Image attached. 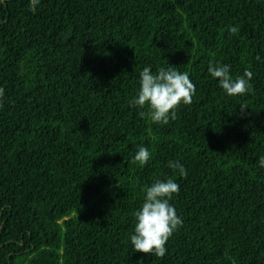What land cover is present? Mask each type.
Segmentation results:
<instances>
[{"label": "trees", "instance_id": "trees-1", "mask_svg": "<svg viewBox=\"0 0 264 264\" xmlns=\"http://www.w3.org/2000/svg\"><path fill=\"white\" fill-rule=\"evenodd\" d=\"M30 4L0 0V264H264V0ZM149 65L196 86L167 125L130 104ZM169 178L183 226L164 257L134 252L143 189Z\"/></svg>", "mask_w": 264, "mask_h": 264}, {"label": "clouds", "instance_id": "clouds-1", "mask_svg": "<svg viewBox=\"0 0 264 264\" xmlns=\"http://www.w3.org/2000/svg\"><path fill=\"white\" fill-rule=\"evenodd\" d=\"M40 0H31L34 9ZM231 33L239 31L237 26L230 27ZM209 72L218 78L219 86L229 96L244 95L249 91L253 73L246 70L242 76L233 78L227 64H210ZM196 92V86L187 72L177 67H160L153 72L152 66H145L140 72L139 88L131 98L130 104L139 110L141 118H149L153 123L167 125L174 121L177 109L181 105H190ZM4 89L0 88V98ZM152 154L143 145L138 148L134 162L146 164ZM264 167V156L258 161ZM168 166L178 170L180 176H186L187 170L178 161H170ZM180 191V185L173 179L155 180L143 189L142 206L134 212L135 227L130 236L134 252L150 254L153 257H164L168 251L167 243L173 234L183 226V219L178 216L171 203Z\"/></svg>", "mask_w": 264, "mask_h": 264}]
</instances>
